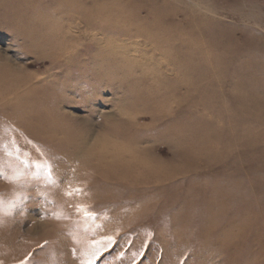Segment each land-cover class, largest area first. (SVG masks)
<instances>
[{
	"label": "rangeland",
	"instance_id": "rangeland-1",
	"mask_svg": "<svg viewBox=\"0 0 264 264\" xmlns=\"http://www.w3.org/2000/svg\"><path fill=\"white\" fill-rule=\"evenodd\" d=\"M94 248L264 264V0H0V264Z\"/></svg>",
	"mask_w": 264,
	"mask_h": 264
},
{
	"label": "snow or ice",
	"instance_id": "snow-or-ice-1",
	"mask_svg": "<svg viewBox=\"0 0 264 264\" xmlns=\"http://www.w3.org/2000/svg\"><path fill=\"white\" fill-rule=\"evenodd\" d=\"M50 175V172H49ZM76 191H80L79 189H77ZM71 193H69L70 195ZM82 211L85 212V215H91V213H88L86 210L81 209ZM149 237L152 235L151 233H148ZM108 241V245L106 247H110L112 243H114V240L112 237H107L106 238ZM101 250L99 248H94L92 250V253L89 257V259L86 261V264H96V260L98 259V257L101 255ZM140 255H142V252L140 253Z\"/></svg>",
	"mask_w": 264,
	"mask_h": 264
},
{
	"label": "bare ground",
	"instance_id": "bare-ground-1",
	"mask_svg": "<svg viewBox=\"0 0 264 264\" xmlns=\"http://www.w3.org/2000/svg\"><path fill=\"white\" fill-rule=\"evenodd\" d=\"M51 50H52V49H51ZM49 51H50V49H49ZM53 51H54V50H53ZM53 53H54V52H53ZM141 168H142V167H141ZM129 172H130V171H129ZM152 172H153V171H152ZM131 173H132V172H131ZM152 174H153V173H152ZM152 174H151V175H152ZM120 175H121V174H120ZM128 175H129V174H128ZM149 178H150V177H149ZM131 179H132V178H131ZM147 179H148V178H147ZM132 180H133V179H132ZM137 180H138V179H137ZM149 180H150V179H149Z\"/></svg>",
	"mask_w": 264,
	"mask_h": 264
}]
</instances>
